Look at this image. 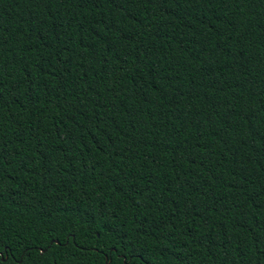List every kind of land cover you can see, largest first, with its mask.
Listing matches in <instances>:
<instances>
[{
  "label": "trees",
  "instance_id": "trees-1",
  "mask_svg": "<svg viewBox=\"0 0 264 264\" xmlns=\"http://www.w3.org/2000/svg\"><path fill=\"white\" fill-rule=\"evenodd\" d=\"M0 264H264V0H0Z\"/></svg>",
  "mask_w": 264,
  "mask_h": 264
}]
</instances>
